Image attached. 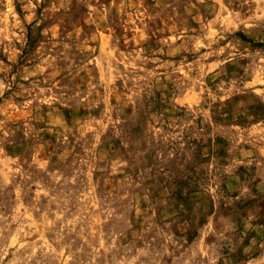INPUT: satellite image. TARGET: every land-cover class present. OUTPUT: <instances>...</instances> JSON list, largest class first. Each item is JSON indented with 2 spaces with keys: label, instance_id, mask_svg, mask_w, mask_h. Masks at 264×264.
<instances>
[{
  "label": "rangeland",
  "instance_id": "rangeland-1",
  "mask_svg": "<svg viewBox=\"0 0 264 264\" xmlns=\"http://www.w3.org/2000/svg\"><path fill=\"white\" fill-rule=\"evenodd\" d=\"M0 264H264V0H0Z\"/></svg>",
  "mask_w": 264,
  "mask_h": 264
}]
</instances>
